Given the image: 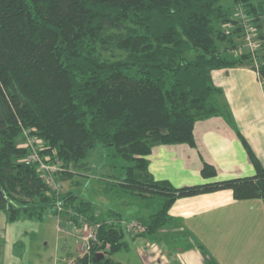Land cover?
Wrapping results in <instances>:
<instances>
[{"label": "trees", "instance_id": "1", "mask_svg": "<svg viewBox=\"0 0 264 264\" xmlns=\"http://www.w3.org/2000/svg\"><path fill=\"white\" fill-rule=\"evenodd\" d=\"M224 1L0 0V215L43 221L51 212L76 225L85 217H124L98 214L92 200L53 190L25 162L28 150L19 141L26 128L44 142L42 157L62 162L57 181L73 169L87 170L85 160L98 145L114 150L128 162L123 184L162 197L155 213L136 219L145 227L138 234L165 227L177 198L200 190L155 179L148 159L153 148L194 145L199 120L230 119L213 71L250 65L264 83V44L258 68L251 52L238 51L241 10L264 39V0H233L235 13ZM239 136L257 172L230 184L233 197L264 201V166ZM201 172L211 177L217 169L205 162ZM126 234L104 224L101 243L82 264H122L111 256L129 247Z\"/></svg>", "mask_w": 264, "mask_h": 264}, {"label": "crops", "instance_id": "2", "mask_svg": "<svg viewBox=\"0 0 264 264\" xmlns=\"http://www.w3.org/2000/svg\"><path fill=\"white\" fill-rule=\"evenodd\" d=\"M224 2L235 11L233 0ZM213 80L222 90L217 97L230 119L213 116L199 120L194 129V145L161 144L148 156L149 171L155 179L169 180L180 189L200 190L177 198L169 211L171 221L163 230L169 233L173 229L193 239L196 247L186 243L184 264H205V247L223 256L228 264H264V201L236 200L230 187L235 180L257 172L239 132L264 166V84L250 65L217 69ZM205 162L216 167L215 176L202 175ZM96 211L101 215L121 213L128 220L141 217H128L123 209L111 205L96 204ZM65 224L68 226V221ZM125 239L130 241L131 237L126 235ZM63 252L69 258L64 264H69L74 255L67 246Z\"/></svg>", "mask_w": 264, "mask_h": 264}, {"label": "rangeland", "instance_id": "3", "mask_svg": "<svg viewBox=\"0 0 264 264\" xmlns=\"http://www.w3.org/2000/svg\"><path fill=\"white\" fill-rule=\"evenodd\" d=\"M262 44L261 40L258 52ZM19 142L22 145L23 139ZM113 152L100 145L91 150L85 160L89 168L81 171L73 169L68 179L60 180V193L67 194L73 188L75 194L93 200L98 207L111 205L115 209H123L128 217L137 214L149 217L159 209L161 195L156 193L151 197L142 196L135 188L123 184L128 162ZM70 218L65 214L50 212L43 221L25 217L10 221L7 214L2 212L0 264H64L69 259L67 253L63 252L65 246L74 255L69 263L79 260L83 246L76 234V224ZM164 228L143 235L129 233L124 229L126 235L131 237L129 247L118 250L111 257L122 264H184L186 243L193 245L192 248L196 244L191 237L186 238V233H175L173 229L168 233ZM204 252L205 264H228L223 256L215 255L207 247Z\"/></svg>", "mask_w": 264, "mask_h": 264}, {"label": "built area", "instance_id": "4", "mask_svg": "<svg viewBox=\"0 0 264 264\" xmlns=\"http://www.w3.org/2000/svg\"><path fill=\"white\" fill-rule=\"evenodd\" d=\"M240 19H242V24L244 27V44L241 46L238 51L243 52L245 49L253 55L254 64L258 68L259 63L257 59V51L261 44V40L258 37L257 28L252 23L249 16L244 10H241L238 14ZM243 48V49H242ZM264 84V83H263ZM23 146L27 148L28 153L25 157V162L27 164H34L37 166V170L44 177L46 182L60 193L61 182L57 181L56 175L64 170L62 162L60 160L54 162H48L46 158L42 157L40 150L42 148V141L32 133L31 129H23L22 134ZM58 209L61 210V207L58 205ZM104 224L110 226H121L127 232L138 234L143 231L145 227L137 220H128L123 217H117L115 215L109 216L105 221H90L89 219L81 218L79 224L76 225V234L83 246V252L79 255V260H72L69 264H82V259L90 256L93 250V247L97 244H100L99 240V231ZM103 250H100L99 253H103ZM87 264H91L89 261Z\"/></svg>", "mask_w": 264, "mask_h": 264}, {"label": "water", "instance_id": "5", "mask_svg": "<svg viewBox=\"0 0 264 264\" xmlns=\"http://www.w3.org/2000/svg\"><path fill=\"white\" fill-rule=\"evenodd\" d=\"M103 254H101V257H102Z\"/></svg>", "mask_w": 264, "mask_h": 264}]
</instances>
